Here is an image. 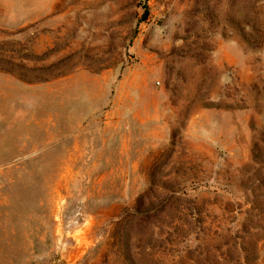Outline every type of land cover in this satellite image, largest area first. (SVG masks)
Listing matches in <instances>:
<instances>
[{"label": "rangeland", "instance_id": "obj_1", "mask_svg": "<svg viewBox=\"0 0 264 264\" xmlns=\"http://www.w3.org/2000/svg\"><path fill=\"white\" fill-rule=\"evenodd\" d=\"M0 264H264V0H0Z\"/></svg>", "mask_w": 264, "mask_h": 264}]
</instances>
